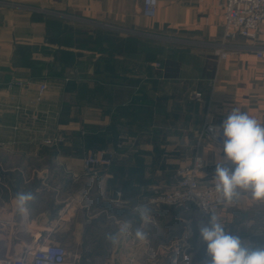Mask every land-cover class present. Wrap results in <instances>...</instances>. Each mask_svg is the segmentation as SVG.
Here are the masks:
<instances>
[{"label":"crops","instance_id":"0c3cea01","mask_svg":"<svg viewBox=\"0 0 264 264\" xmlns=\"http://www.w3.org/2000/svg\"><path fill=\"white\" fill-rule=\"evenodd\" d=\"M223 2L159 0L148 17L143 0H0L3 255L62 240L76 252L89 248L85 259L95 264H151L152 247H178L160 262L183 264L185 248L200 246L196 211L149 199L197 154L204 182L213 181L223 153L220 143L199 139L206 123L221 125L236 107L264 123V62L248 50L225 60L215 54ZM148 41L155 54L144 53ZM41 84L47 90L37 101ZM92 150L115 152L99 178L84 170ZM29 191L35 199L25 217L15 196ZM138 203L151 208L148 240L108 243ZM222 223L264 246L253 233L264 235V201L250 193L225 203ZM193 264H208L202 246Z\"/></svg>","mask_w":264,"mask_h":264},{"label":"built area","instance_id":"2783aa9c","mask_svg":"<svg viewBox=\"0 0 264 264\" xmlns=\"http://www.w3.org/2000/svg\"><path fill=\"white\" fill-rule=\"evenodd\" d=\"M159 0H143V13L145 16L154 17L157 14ZM224 34L222 41L215 47V54L219 59L225 60L235 51L248 50L254 52L256 57L264 62V0H224ZM243 40L244 43H238ZM264 76V73H263ZM47 90L46 84H41L37 94V101L43 99ZM193 98L203 101V94L195 92ZM217 127L206 123L199 133L200 140H208L220 143L223 147V139L217 136L211 128ZM58 140H55L57 142ZM197 158L202 162L199 167ZM115 160V152L108 150H92L84 158V169L87 174L97 177L100 172L111 168ZM205 161L199 154L192 161L177 168L173 184L165 190H155L149 199V204L154 207L168 206L178 207L186 212L196 211L198 225L207 224L210 218L208 212L215 213L222 223V209L226 202H222L215 191V182L205 183L203 170ZM4 225L0 222V264H74L70 260L73 253L62 244L48 240L34 248L25 247L19 253L11 251L10 254L1 253ZM201 242L200 246L182 256L183 264H193L196 252L206 246ZM178 247L160 249L158 255L168 254ZM179 251V249H178ZM152 249L150 251L151 255ZM156 253V254H157ZM164 255H167V254ZM76 259V255H73ZM152 258V257H151Z\"/></svg>","mask_w":264,"mask_h":264},{"label":"clouds","instance_id":"9594fccd","mask_svg":"<svg viewBox=\"0 0 264 264\" xmlns=\"http://www.w3.org/2000/svg\"><path fill=\"white\" fill-rule=\"evenodd\" d=\"M210 131L223 139V155L215 164L212 179L220 200L232 203L243 190L250 193L253 200L264 201V123L236 107L221 125ZM197 163L202 166L199 158ZM34 199L30 191L16 194V208L21 216H27L28 204ZM129 212L131 218L121 219L117 230L106 234L105 239L111 245L116 246L129 236L136 242L148 240L144 226L151 222V208L138 203ZM206 212L210 218L207 224L199 226V235L206 246L208 264H264V246L231 234L215 213ZM136 218L140 221L139 225ZM186 231L189 238L191 227H187ZM253 233L264 238L262 234Z\"/></svg>","mask_w":264,"mask_h":264},{"label":"rangeland","instance_id":"374dc122","mask_svg":"<svg viewBox=\"0 0 264 264\" xmlns=\"http://www.w3.org/2000/svg\"><path fill=\"white\" fill-rule=\"evenodd\" d=\"M85 170V169H84ZM88 176H91V174H87ZM100 175H101V172L99 173V174H97V178H99L100 177ZM89 192H91V191H89ZM6 233L7 232H4V235L6 236ZM59 234V236H61V239L63 238V231H61V232H59L58 233ZM61 241V244H63V241L62 240H60ZM70 251H71V253H73V255H76L77 257H76V259H74V256L72 255V257L70 258V260L72 261V262H74V264H95L93 261H90V262H88V261H86V256L88 255V253L90 252V249L88 248V249H86V248H83V249H79L78 251L79 252H76V249H72V248H70V247H67ZM158 248H156V247H152V252H151V264H162L163 263V261H162V259L163 258H161V257H163L164 255H161V254H159L158 255ZM157 253V254H156ZM176 253V251H170V252H168V254L167 255H169L168 257H169V259H170V257L171 256H174V254ZM162 263H161V262Z\"/></svg>","mask_w":264,"mask_h":264},{"label":"trees","instance_id":"16d2710c","mask_svg":"<svg viewBox=\"0 0 264 264\" xmlns=\"http://www.w3.org/2000/svg\"><path fill=\"white\" fill-rule=\"evenodd\" d=\"M157 52V47H155L154 45V42L152 41H148L146 44H145V50H144V53L147 54V53H152V54H155ZM80 62L78 61V66H79Z\"/></svg>","mask_w":264,"mask_h":264}]
</instances>
